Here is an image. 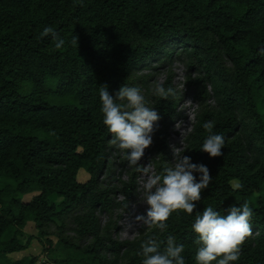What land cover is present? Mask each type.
I'll use <instances>...</instances> for the list:
<instances>
[{
  "label": "trees",
  "instance_id": "1",
  "mask_svg": "<svg viewBox=\"0 0 264 264\" xmlns=\"http://www.w3.org/2000/svg\"><path fill=\"white\" fill-rule=\"evenodd\" d=\"M45 26L66 40L64 47L57 50L51 37L40 38ZM75 36L77 45L71 44ZM180 48L189 72H198L190 82L201 106L182 157L205 164L211 181L190 216L178 210L165 229L120 241L98 218L127 206L114 198L127 192L102 178L111 172L110 134L102 123L99 89L107 86L114 94L121 85L131 87L137 68ZM261 48L264 0H0V181L6 183L0 188V264H38L37 256L10 257L27 250L33 237L46 238L50 255L56 245L66 250L54 264H119L122 259L141 264L140 244L149 235L161 248L174 236L184 245L185 264H195L197 234L191 224L197 213L212 206L223 214L243 203L253 210L252 230L233 264H264ZM164 87L174 89L170 79ZM174 92L168 99L154 98L161 118L153 147L162 156L176 114ZM207 121H214L213 131L225 138L221 156L210 158L199 150ZM166 160L168 153L161 172ZM81 170L89 175L86 182L79 181ZM234 181L243 189L233 191ZM68 217L78 237L91 236L88 245L63 236ZM30 222L38 234L23 242ZM57 223L61 232L53 233L54 243L48 227Z\"/></svg>",
  "mask_w": 264,
  "mask_h": 264
},
{
  "label": "clouds",
  "instance_id": "2",
  "mask_svg": "<svg viewBox=\"0 0 264 264\" xmlns=\"http://www.w3.org/2000/svg\"><path fill=\"white\" fill-rule=\"evenodd\" d=\"M51 37L55 49L65 46L66 40L51 26H45L40 32V38ZM71 44L77 45V37ZM264 56V48L260 49ZM151 94L160 99H168L175 95L174 89L165 88L163 83L153 84ZM100 112L102 123L110 134L109 144L124 153V159L129 167L136 172L147 174L150 168L140 166L141 158L153 142V133L160 115L139 87L121 85L114 94L107 86L99 89ZM214 121H207L203 128L208 132L199 150L210 158L223 155L225 138L213 131ZM175 157L177 153L174 152ZM198 174V175H197ZM211 181L208 167L203 163H194L192 158L183 155L171 167L154 176H149L143 185V199L146 212L136 216V220L156 229H165L167 220L173 212L182 210L191 215L196 209V202L201 200L202 191L206 190ZM239 181L231 184L233 191L243 189ZM227 212L225 215L224 212ZM252 208L243 203L232 204L223 214L212 206H206L198 212L191 229L196 233L195 243L198 248L194 255L195 264H233L240 258V245L251 233L250 218ZM141 264H185L183 255L185 248L177 243L174 236L169 235L165 245L149 235L140 244Z\"/></svg>",
  "mask_w": 264,
  "mask_h": 264
},
{
  "label": "rangeland",
  "instance_id": "3",
  "mask_svg": "<svg viewBox=\"0 0 264 264\" xmlns=\"http://www.w3.org/2000/svg\"><path fill=\"white\" fill-rule=\"evenodd\" d=\"M181 52L182 49L180 48L170 56L166 55L165 57L148 60L135 70L131 84V86L141 89L142 94L148 100L149 106L153 107L155 104V96L151 94V89L156 82L165 85L166 81L170 79V84L174 87L178 95L176 114L173 116L167 131V167L173 166L176 160L182 158V153L187 146V138L193 131L197 116L201 110L200 102L196 97L197 89L190 82V77H197L198 72L192 71V74L189 72L186 55H180ZM224 63L228 66L231 65L229 60H224ZM156 138V133H153V142L145 149V155L140 161L141 167L147 166L150 168L147 174L136 172L134 167H129L127 161L124 159V153L109 144L108 164H110L111 172H104L102 178L106 184L116 186L127 192L126 195L120 191L114 197L118 202L126 200L127 206L126 208H115L110 213H98V218L103 225H111L113 238L120 241H134L143 237L146 232L154 228L137 221L136 216L145 214L146 212L147 206L141 202L143 199L144 183L149 176L161 173L159 164L165 162L167 155L165 152L164 156H162L160 151L154 149L153 145ZM174 152L177 153L176 157ZM88 178L89 175L84 170H81L79 181L86 182ZM5 186L6 183L0 181V188ZM34 195L36 193L28 194L24 197V200H31ZM53 199L57 200V197ZM75 228L76 226L71 217H68L63 225V236L67 237L72 243L81 246L88 245L92 240L91 236L80 238L77 236ZM48 232H50L49 238L56 243L57 239L53 233L58 234L61 232L58 228V223L51 224L48 227ZM24 233V236H22L23 242L29 240L33 235L36 236L38 230L35 223H28L24 228ZM48 247L46 238L41 240L39 237H33L30 247L27 250L11 254L10 257L13 260H18L26 256H37L38 264H54L53 258L60 259L66 256V250L62 247L56 245L51 255L47 252ZM119 264H127V262L122 259Z\"/></svg>",
  "mask_w": 264,
  "mask_h": 264
}]
</instances>
